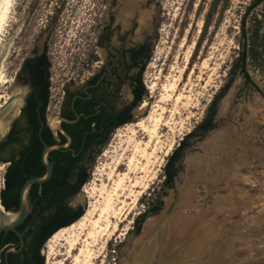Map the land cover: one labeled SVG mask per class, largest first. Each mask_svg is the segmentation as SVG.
Masks as SVG:
<instances>
[{
  "label": "rangeland",
  "instance_id": "1",
  "mask_svg": "<svg viewBox=\"0 0 264 264\" xmlns=\"http://www.w3.org/2000/svg\"><path fill=\"white\" fill-rule=\"evenodd\" d=\"M108 1L13 0L0 35V104L14 91L11 78L22 52L31 39L42 40L43 31L49 32L52 86L95 69L101 59L95 37L105 20ZM252 1L151 3L155 24L140 74L144 92L131 109L129 121L112 129L102 146L91 149L84 160L86 180L69 206L85 210L88 199L81 188L96 187L104 179L112 151L120 141L114 135L124 134L128 123L144 116L170 81L179 76L172 92L182 94L175 104L178 114L160 129L156 173L134 202L127 200L116 231L89 243L88 264H117L127 240L121 259L132 251V243L145 226L154 230L158 224L162 226L160 258L165 264H264V0L244 15ZM242 41L248 49L245 67L254 86L237 71L233 73L216 101L215 127L201 138L190 137L172 185H164L166 156L202 118L213 94L228 79ZM1 118L8 121L7 111ZM169 146L170 151L163 155ZM138 222L141 228L136 234L133 230ZM45 244L40 251L41 264L46 262ZM80 259H67L63 264H84Z\"/></svg>",
  "mask_w": 264,
  "mask_h": 264
},
{
  "label": "flooded vegetation",
  "instance_id": "2",
  "mask_svg": "<svg viewBox=\"0 0 264 264\" xmlns=\"http://www.w3.org/2000/svg\"><path fill=\"white\" fill-rule=\"evenodd\" d=\"M153 1H108L105 20L95 37L101 59L86 76L69 77L58 86L51 85L48 31L42 32V40L31 39L15 64L11 78L15 94L12 93L11 97L16 95L19 103L16 114L8 115V128L0 136V207L6 212L15 211L23 180L44 172L40 159L44 146L65 143L64 133L68 135L69 142L65 149L47 152L51 173L43 182L48 191L39 196L34 194V183L28 187L29 210L15 226L21 240L10 230H0V264H24L32 255L35 262L40 260L44 243L41 239L52 224L48 215L64 202L63 196L58 194V184L55 180L48 181L49 178L52 176L57 180L66 173L67 191L70 192L80 177V167L85 170L84 160L92 153L91 149L99 145L98 141L108 128L113 129L126 120L131 109L139 103L130 107L139 86H142L139 66L148 58L152 42L155 24L151 8ZM50 106L54 110L50 111ZM54 115L68 120L76 115L78 118L66 123L53 118ZM49 118L51 126L47 124ZM49 126L56 129L52 131ZM90 132L95 136L86 145L85 136ZM76 193L71 194L70 199ZM140 228L138 222L133 232L139 233ZM128 245L127 240L124 247ZM146 245L147 255L139 264H165L166 260L160 258V245L152 242ZM130 261L129 264H134V258Z\"/></svg>",
  "mask_w": 264,
  "mask_h": 264
},
{
  "label": "bare ground",
  "instance_id": "3",
  "mask_svg": "<svg viewBox=\"0 0 264 264\" xmlns=\"http://www.w3.org/2000/svg\"><path fill=\"white\" fill-rule=\"evenodd\" d=\"M12 2L13 0H0V35L6 24L7 16L10 14ZM1 69L0 82L3 76ZM178 77L170 81L165 87L166 93L160 95L144 116L128 123L124 128V134L116 133L114 135L115 137L118 136L120 141L112 151L110 167L104 173V179H99L100 183L96 187L91 188L84 185L81 188L88 199L84 213L71 224L58 228L46 239L44 242L46 243L45 264H63V261L67 259L77 262L82 257L83 260L80 259V261L88 264L87 258L91 255L87 249L89 243L116 231L117 224L124 217L127 200L130 199L131 202H134L140 193V189L146 187V181L156 173L155 167L159 162L156 158V152L159 151L161 145L160 129L162 126H166L175 114H178L175 104L182 94L179 95L176 92L177 94L174 95L172 93L175 91ZM149 88L151 89L152 86ZM12 93L15 94V91ZM12 93L9 94V102L5 107L8 115L16 114L19 103V99H15L16 95L11 97ZM51 124L50 122L49 125L51 126ZM7 128V121L0 118V136L4 134ZM123 136L124 139H122ZM169 149L170 146L163 155H166L170 151ZM1 168L0 166V171ZM136 188L137 190H135ZM145 227L142 235L132 243V247L134 245L133 250L125 259H121L120 264H129L136 254L139 255L140 259H145L148 251L146 244L152 241L150 231H152L153 226Z\"/></svg>",
  "mask_w": 264,
  "mask_h": 264
},
{
  "label": "trees",
  "instance_id": "4",
  "mask_svg": "<svg viewBox=\"0 0 264 264\" xmlns=\"http://www.w3.org/2000/svg\"><path fill=\"white\" fill-rule=\"evenodd\" d=\"M259 1L260 0H253L252 2H250L244 11V15L252 7H254V5H256ZM244 15H243V17H244ZM241 23H242L241 25H243V18H242ZM241 28L243 29V26ZM247 50L248 49L246 48L245 42L242 41L240 43V51H239L237 57L235 58L231 68H230V71H229L230 75H229L228 79L213 94L212 98L210 99V101L208 102V104L205 108V111H204L202 118L192 127V129L189 132L185 133L178 140L177 145L174 146L171 149V151L169 152V154L166 156L165 163L163 165V184L164 185H166L168 187H170L172 185V181H173V178H174V176L176 174V170H177V163H178L184 149H186L190 145V143H191L190 137H193V139L194 138H197V139L201 138L209 130H211L215 127L216 122H215L213 116H214V112H215L216 101L225 92V90L229 86L233 73L235 71H237L242 76L244 81H246V82H248L254 86V84L251 82V79H250L249 74L247 73V70L245 67V65H246L245 58L247 56ZM142 67H143V64H140L139 71L142 70ZM142 92H144V90H143V87L140 85L139 89L136 93L135 100L131 104L130 107L134 106L137 102L140 101ZM129 119H130V115L128 116V118L126 120H123V122L121 124L128 122ZM121 124H119V125H121ZM115 127H117V126H115ZM111 130H112V128H108L105 131L103 136L98 141L99 145L96 147V149L105 143L107 136ZM93 136H95V134L93 132L87 133L85 136V142L84 143L86 145L88 143H90L91 138ZM65 168H67V166H65ZM86 177L87 176H86V172H85L84 168L80 167V177H79L78 181L74 185H72L70 192L67 191L68 180H67L66 173H63V175L60 176L59 178H57V180H56V177H54V179H52V176L49 178L48 181L55 180V183L58 184V191H59L58 194L60 196H63L64 202H63V204L57 205L55 207L54 211L48 215V220L52 224H51V227L42 236L41 241L44 242L45 239L51 234V232L54 229L67 226V225L71 224L72 222L76 221L77 219H79L83 215L84 211H82L78 207L73 208V207L69 206L68 203H69L70 195L78 192L80 186L86 180ZM33 186H34V194H37L39 196L44 195L45 192L48 191L47 187L45 186V182L34 183ZM37 187H40V188L37 189ZM156 209L157 208L155 207L154 210H156ZM24 264H41V257H40V260L38 262H35L34 261V255H32L29 259H27L25 261Z\"/></svg>",
  "mask_w": 264,
  "mask_h": 264
},
{
  "label": "water",
  "instance_id": "5",
  "mask_svg": "<svg viewBox=\"0 0 264 264\" xmlns=\"http://www.w3.org/2000/svg\"><path fill=\"white\" fill-rule=\"evenodd\" d=\"M8 102H9V100L3 102V104L0 106V118L6 112V108L5 107L7 106ZM54 117H56L58 120H62L64 122H66V123H71V122L75 121V119L78 118L77 115L72 120L63 119V118L58 117L57 115H54L53 118ZM50 120H51V118H49L47 120V124L50 123ZM49 129L54 131L56 128H52V127L49 126ZM64 136L66 138V142L65 143H63V144L54 143V144L46 145L41 150L40 159H41V162H42V164L44 166V172L42 174H40V175L29 176V177H27L26 179L23 180V182L21 183V185L19 187V190H18V207H17V209L15 211H13V212H6L0 207V230H10V231L14 232L21 240L20 233L16 230L15 226L18 225L25 218V216L28 213V210H29L28 209V197H27L28 187L32 183L43 182L50 176L51 165L48 162L47 157H46L47 152L49 150H52V149H65V148H67V145H68V142H69V137H68V135L66 133H64ZM161 227L162 226L158 224V225H156L154 230L152 229V241L151 242L154 245H156V246H158L159 238L161 237V233H160V228ZM57 229H54L51 232V234L54 231H56ZM46 239H45V241H46ZM21 243H22V241H21ZM124 248L125 247H123L121 249V252H120L121 256H120V259L117 262V264H120V262H121V257L123 256ZM154 253H155V251H154ZM155 256H156V254L154 255V257ZM141 260H143V258L140 259L138 254H136V256H134V264H139V262H141Z\"/></svg>",
  "mask_w": 264,
  "mask_h": 264
}]
</instances>
